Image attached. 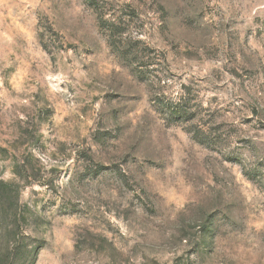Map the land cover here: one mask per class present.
I'll return each mask as SVG.
<instances>
[{
	"label": "rangeland",
	"instance_id": "1",
	"mask_svg": "<svg viewBox=\"0 0 264 264\" xmlns=\"http://www.w3.org/2000/svg\"><path fill=\"white\" fill-rule=\"evenodd\" d=\"M0 264H264V0H0Z\"/></svg>",
	"mask_w": 264,
	"mask_h": 264
}]
</instances>
